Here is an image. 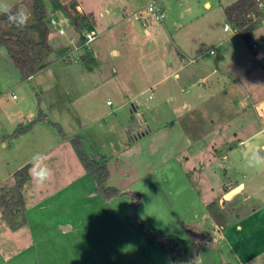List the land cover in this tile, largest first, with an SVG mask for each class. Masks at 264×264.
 Returning a JSON list of instances; mask_svg holds the SVG:
<instances>
[{"label":"crops","instance_id":"crops-1","mask_svg":"<svg viewBox=\"0 0 264 264\" xmlns=\"http://www.w3.org/2000/svg\"><path fill=\"white\" fill-rule=\"evenodd\" d=\"M22 1L4 0L18 9ZM183 1L176 15L183 19L175 18L173 27L176 52L164 64V78L185 81L198 89L196 93L184 91L182 112L159 130L150 129L135 140L129 137L125 148L114 154H97L95 158L105 161L109 169L106 185L125 195L102 197L93 175L80 161L72 137L59 140L71 142L73 150L66 147L65 151L73 164L65 162L63 178L52 169L50 186L42 187L36 186L29 167L30 177L23 187L24 209L15 218L19 226L13 229L0 212V246L8 247H0V264H35L39 245L32 211L48 206L65 214L56 224L65 223L56 230L65 241L61 252L65 258L51 264H173L161 243L149 240L138 228L131 211L137 195L136 212L143 227L173 239L180 248V259L193 264L264 262V168H249L245 159V153L256 149L264 155V21L252 31L255 44L250 48L225 14V7L236 0ZM76 8L84 13L81 4ZM126 9L123 16H127ZM222 25L220 36L217 30ZM162 26L168 28L165 22ZM70 39L65 35V43ZM80 46L65 51L73 53ZM200 79L207 81L203 89ZM193 111H200L202 117ZM184 115L189 116L182 119ZM204 135L209 143L208 165L221 195L192 179L190 156L185 152L195 151L198 146L192 139L200 141ZM133 149L138 157L129 158ZM56 158L54 154L52 159ZM201 167L202 163L193 169L201 173ZM235 174L238 179L232 176ZM3 189L8 190L2 187L1 194ZM227 204L230 208H225ZM212 205L224 212L225 224L219 226L213 220ZM238 213L239 217H232ZM36 233L43 239L45 232Z\"/></svg>","mask_w":264,"mask_h":264},{"label":"rangeland","instance_id":"rangeland-1","mask_svg":"<svg viewBox=\"0 0 264 264\" xmlns=\"http://www.w3.org/2000/svg\"><path fill=\"white\" fill-rule=\"evenodd\" d=\"M41 1L48 13L51 51L46 54L32 79L23 77L6 47L0 45V125L5 135L0 140V189L13 188L14 172L25 165L29 168L31 158L37 152L46 154L48 159L45 164L51 169L56 168L59 171L57 175L62 174L63 178L65 162L73 164L65 151L66 147L73 150L71 142H59L65 136H79L85 151L94 158L97 154L119 152L128 144L129 137L135 140L138 134L150 129L155 132L163 124L173 121L175 114L182 112L180 100L186 96L184 91L188 89L189 95L198 90L188 87L185 81L178 83L174 77L164 78V64L166 60L173 59L176 52L173 27L175 18L183 19L176 17L182 10L179 2L183 4V0H163L166 18L162 22L144 18L147 16V0ZM32 4V0H23L19 7L30 13L31 22L35 20ZM77 4L82 5V14L93 16L87 28L95 33V39L79 47L70 57H64L67 54L65 50L75 49L83 42V32H77L72 22L73 16L81 15ZM125 6L127 16L122 13ZM139 10H143L145 15L141 20L134 17ZM51 17L65 21V34L61 35L58 28L49 22ZM164 22L168 25L167 29L162 26ZM222 27L217 30L220 36ZM0 34L11 35L10 28L1 22ZM65 35H70L74 41L70 39L65 43ZM198 82L202 89L207 83L201 79ZM172 96L176 98L174 101ZM40 112L45 113L44 118L33 122ZM188 116L184 115L182 119ZM195 116L202 117L200 111L195 112ZM32 122L34 127H30L29 131L12 135L19 127ZM135 123L140 124L138 128ZM131 128L135 131L132 132ZM207 139L205 135L200 141L192 139L198 147L192 153H185L190 156L188 160L195 183L201 188L213 187L221 195L219 182L208 165L210 153ZM51 146L52 150L48 149ZM132 152L129 158L131 155L138 157L136 150ZM54 154H57L55 160L52 159ZM73 155L80 165L77 155L74 152ZM200 163L201 173H196L193 167ZM232 176L238 179V175ZM48 182L45 186H50ZM227 206L231 205L227 204L225 208ZM48 207L32 211V226L39 245L35 264L61 263L65 258L61 254L65 247L64 238L56 233L65 224L56 225L65 219V214ZM210 211L219 226L225 224L224 212L218 206L212 205ZM239 215L233 214L232 217ZM36 231L45 232L43 239ZM1 246L8 250L7 246ZM179 261L182 264L194 263ZM256 264L264 262L260 259Z\"/></svg>","mask_w":264,"mask_h":264},{"label":"trees","instance_id":"trees-1","mask_svg":"<svg viewBox=\"0 0 264 264\" xmlns=\"http://www.w3.org/2000/svg\"><path fill=\"white\" fill-rule=\"evenodd\" d=\"M32 8L35 20L28 21L26 27L22 30L10 24L4 14H0V22L7 25L11 30V35L0 34V45L6 47L8 54L15 66L22 72L24 78L33 76L41 66L46 54L51 51V45L48 41L49 27L47 23L48 13L45 5L41 0H32ZM264 0H236L232 4L225 7V14L234 30H237L242 36L248 47H254L252 31L263 21L261 17L264 14ZM18 7L12 9L17 11ZM93 16L90 14H82L72 17V22L78 31H82L92 23ZM42 112L39 113L34 121L44 118ZM33 122L28 126H22L16 129L12 135L24 133L32 126ZM60 129V127H59ZM61 130V129H60ZM0 139H2L0 137ZM71 142L75 151L84 165V167L93 175L98 191L104 198H111L125 195L114 187L106 185L109 177V169L105 161L92 158L84 149L82 139L79 136L71 138ZM15 184L13 188L3 189L0 195V208L2 216L16 229L20 222H16L15 218L19 212L24 209L23 187L28 181L29 168L27 165L19 168L14 172ZM140 201V195L132 204V214L138 220V228L149 239L157 240L171 254L173 264H182L179 259L181 252L178 244L171 238L159 234L154 230L148 231L143 227L142 220L137 215L136 207Z\"/></svg>","mask_w":264,"mask_h":264},{"label":"clouds","instance_id":"clouds-1","mask_svg":"<svg viewBox=\"0 0 264 264\" xmlns=\"http://www.w3.org/2000/svg\"><path fill=\"white\" fill-rule=\"evenodd\" d=\"M0 14H4L10 24L21 30L26 27L30 19V13L26 9L19 8L13 12L11 6L4 0H0ZM47 159V155L40 152L35 153L31 158L30 175L37 187L45 185L53 175L52 169L45 164ZM245 159L249 168H264V155L259 149L253 150L250 154L245 153Z\"/></svg>","mask_w":264,"mask_h":264},{"label":"built area","instance_id":"built-area-1","mask_svg":"<svg viewBox=\"0 0 264 264\" xmlns=\"http://www.w3.org/2000/svg\"><path fill=\"white\" fill-rule=\"evenodd\" d=\"M263 7H264V5H263ZM146 11H147L146 17H144L145 15H143L142 11L135 12L134 13L135 19L141 20L144 17L146 20L152 19V20L157 21V22H162V21H164V19L166 17V13H165V10H164L163 5H162V0H147ZM261 19L264 21V14L261 17ZM144 21L145 20H143V22ZM49 22L58 28V32L61 35L65 34V31H66L64 28L65 21L63 19L61 20V19L51 17L49 19ZM228 28H229V25H226L225 29H228ZM81 32H83L82 33L83 34V38H82L83 42H82L81 46L88 45L95 39V33L91 29L85 28ZM76 49H77V47L75 48V50ZM71 55H72V52H67V54H65L64 57H70ZM13 97H15V95H13Z\"/></svg>","mask_w":264,"mask_h":264},{"label":"water","instance_id":"water-1","mask_svg":"<svg viewBox=\"0 0 264 264\" xmlns=\"http://www.w3.org/2000/svg\"><path fill=\"white\" fill-rule=\"evenodd\" d=\"M135 125H137V123H135Z\"/></svg>","mask_w":264,"mask_h":264}]
</instances>
